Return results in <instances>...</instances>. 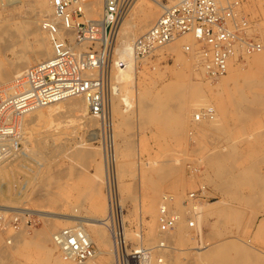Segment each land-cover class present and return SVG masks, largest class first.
Returning <instances> with one entry per match:
<instances>
[{"label": "rangeland", "instance_id": "obj_1", "mask_svg": "<svg viewBox=\"0 0 264 264\" xmlns=\"http://www.w3.org/2000/svg\"><path fill=\"white\" fill-rule=\"evenodd\" d=\"M36 1L24 0L20 9L27 11ZM40 1L48 14H52L49 0ZM159 2L171 6L177 0ZM221 3L223 6L234 4L236 19L247 23L246 35L264 45V0H221ZM148 4L154 18L145 29L134 32L131 39L144 33L161 13L160 7ZM95 6L93 11L96 12L99 6ZM136 8L135 4L127 19L135 21ZM96 17L89 16L86 11V18ZM3 20L0 21V30H5V42L10 44L12 39L6 35V28L14 34L18 26ZM38 32L45 38L46 50L50 54L48 37L40 29ZM14 35L16 37L18 33ZM185 36L176 39L180 43L179 49L171 50L173 44H169L146 61L136 63L140 72L135 81H117V69L112 74L119 89V95L112 101V114L127 239L132 245L151 249L150 264H155L158 257H163L166 264H209L204 257L201 261L193 259L196 248L201 247L211 248L216 264H264V227H259L264 221V189L258 187L264 188V98L258 103L252 102L255 94L263 93L264 85L250 82L246 86L244 83L257 75L249 61L257 52L246 53L238 48L229 60L225 75L210 81L201 72L195 41L184 43L181 40ZM16 38L9 50L0 53V65L1 62L6 63L3 56L10 63H15L24 46L29 51L34 50L31 35ZM187 45L191 47L190 52L184 50ZM260 54L263 63H260L262 69L259 72L264 78V54ZM41 61H34L24 69ZM194 84L202 85L203 95L192 92ZM2 87L5 86L0 84V90ZM3 93V97L7 96ZM120 97L129 100V111L124 112L126 105L119 102ZM232 100L251 103L242 105L238 111L231 105ZM243 106L254 110L253 114L243 113ZM197 108L208 111L210 115L202 121H194L193 114ZM41 110L43 116L25 117L27 130L18 127L14 135L0 140V161L19 157L25 148L32 150L30 158L19 161L22 169L14 170L12 177L9 174L7 180L0 181V209H23L27 212L16 227L1 222L0 264H54L50 256H57L60 259L58 264H70L64 262L58 253L52 241L53 233L73 225L78 218L88 222L104 219L107 213L101 149L92 136L98 128L97 121L91 119L88 125L94 122L93 125L85 130H64L68 117L59 115L57 111L46 112L45 107ZM22 131L27 137L31 133L33 136L37 134L30 138L32 143L26 137L27 141L24 140ZM35 138L44 146L38 153H33ZM17 160L20 158L11 162ZM123 163L128 165L127 171H122ZM219 165L231 167L232 174L242 178L241 183L222 191L218 187ZM160 169L164 174L167 171V175L158 176L156 171ZM138 170H142L147 179L139 181ZM153 185L158 186L156 193L152 192ZM202 188L205 189V198L195 203L194 210L185 208L183 200L186 195ZM164 196L170 198L169 210L179 217L174 230L165 233L160 231L158 224V212ZM96 197L104 202L102 215L92 212L91 203ZM38 212L49 214L42 216ZM63 216L75 220L62 221L60 218H65ZM3 220L8 221L7 214ZM189 221H194L198 245L195 239H190ZM51 223L55 224L54 229L50 228ZM85 228L97 251L95 264H112V254L108 252L111 246L109 249L98 242L92 232L93 227L85 224ZM102 230L110 240L107 230ZM136 233L141 234V243ZM160 242L164 243L163 249L156 248Z\"/></svg>", "mask_w": 264, "mask_h": 264}, {"label": "built area", "instance_id": "obj_2", "mask_svg": "<svg viewBox=\"0 0 264 264\" xmlns=\"http://www.w3.org/2000/svg\"><path fill=\"white\" fill-rule=\"evenodd\" d=\"M133 1L100 0V16L89 19L86 18V0H51L54 19H46L41 25L48 35L51 56L24 69L13 81L14 89L0 100V134H4L6 128L13 127V118L36 107L75 96L85 98L87 112L98 123L92 136L101 149L107 206L101 223L110 237L112 264H145L150 253V248L132 245L125 235V210L119 191L111 108L112 74L124 66L115 54L118 26ZM246 31V21L235 17L234 4L223 6L217 0H177L171 6L162 4L159 17L133 40L131 51L135 62L142 63L154 56L158 48L193 33L201 72L207 80L213 81L225 74L238 48L246 53H264V45L248 37ZM184 50L190 52L191 47L187 45ZM88 72L94 74L88 75ZM204 198L205 189L202 188L187 194L183 204L188 208ZM5 214L7 222L3 220ZM25 214L23 209H0V225L8 223L16 227ZM158 215L161 232L173 229L177 214L170 211L166 203L159 208ZM187 228L190 239H195L198 245L195 226L190 222ZM52 241L70 264H95L97 251L83 226L75 223L65 226L53 233ZM156 248L163 249L164 243L160 242ZM155 264L166 262L158 257Z\"/></svg>", "mask_w": 264, "mask_h": 264}, {"label": "bare ground", "instance_id": "obj_3", "mask_svg": "<svg viewBox=\"0 0 264 264\" xmlns=\"http://www.w3.org/2000/svg\"><path fill=\"white\" fill-rule=\"evenodd\" d=\"M23 1L24 0H0V21H2L4 19L3 21H7L10 24L11 23L17 24L18 27H17V30L14 33V34L18 33V35H16V37H22L23 38L24 35H31L33 37V41H34V45H35V48H34V50L32 49V51H29V50L25 49L24 48L25 46H24L23 47V51L20 52L19 59L15 63H10V61H8L7 58H5L3 56L4 61L6 63H2L1 62L2 66L0 65L1 66L0 67V84H3L5 87H2L0 91L4 92L3 93L4 95H8L11 92V91L10 92H6V90H13L14 89L13 81L17 78L18 75H20V72L22 73V69H24L25 67L29 66L34 61L47 59L50 56L51 51H52V49H51L50 54H48V52L46 50V46H45V38L40 35V33L38 32V29H40L46 35V37H48L46 32L42 29L41 25L44 22V20H46V19H54L53 13L52 14L51 13L48 14L47 9L45 8L46 6L40 0L36 1V4H34L27 11H25V10L23 11V10L20 9L21 4H22ZM49 2H50V5H51V0H49ZM148 2L153 4V5H155V6H157V7H160V9H161L162 3H160L159 0H134L133 1V5L130 8V10L120 20V23H119V26H118V32H117V36H116L115 54H116V59L119 60V61H122L124 66L122 68H118L117 69L118 75L116 76V78H117V81H119V82H124V81L127 82L128 80L130 82L135 81L137 74H139V72H140L138 70V68H137V64H136V62H135V60L133 58V54H132V51H131V45H132V42H133L134 39H131L130 36L133 35L134 32H140L142 29H145L150 24L152 19L154 18V14H153V12H152V10L150 8L151 5L149 6ZM217 3L219 5L222 4L221 0H217ZM135 4L137 5L136 13L134 14L135 15V17H134L135 21H132L131 18L127 19V17L131 13L132 9L135 7ZM94 5H96L95 7L99 6V9H100V5H101L100 0H92V1H90V3H89V0H88L86 2L85 8H86L87 14L89 16H97L96 18H94V19H97L100 16V11H99V13L97 12L99 9L96 12L93 11V6ZM87 7H88V9H87ZM51 9H52V12H53L52 5H51ZM94 10H95V8H94ZM18 23H20V24H18ZM123 26H125V27L122 30ZM6 33H7L6 34L7 36H10L12 41H11L10 44L6 43L5 42V30H0V53L1 54L4 51L9 50L11 48V46H12L11 45L12 42L14 43L15 39H17L15 37V35L13 34L12 30H8L6 28ZM185 35L186 36L181 40L182 42L188 43V44H192L193 40L195 41V35L193 33H188V34H185ZM178 38H176V39H178ZM176 39H174L173 41L165 44L162 47H166V45L173 44V47H170L171 50H175L177 48L179 49L180 48V43L179 42L177 43ZM47 40H49V39L47 38ZM18 42H19V40H18ZM195 45H196V41H195ZM50 47H51V45L49 43V48ZM162 47L158 48L157 51H159V49H161ZM167 48H168V46H167ZM184 49H185V47H184ZM260 53H263V52H257L249 59L251 65L254 66V69H255V72H257L256 73L257 75H256V77L254 76L253 78H255V79H253L251 81H248V82L244 81L246 86L249 85L250 82H258V83H262L264 85V78L262 77V74H260L261 69H262V68H260V63L261 64L263 63V59H262V56H261ZM194 73L198 75L199 72H197V73L194 72ZM87 74L88 75H93L94 72H88ZM224 75H222L220 77H223ZM220 77H218L217 79H219ZM233 79H234L233 83L235 84L236 83L235 77H233ZM115 80L116 79H114V77L112 76V91H113V93H112V97H111V108H112V101L119 95V89H118V87L116 85L117 83H114ZM191 90H192V92L194 94L203 95V93H204V88L200 84L192 85L191 86ZM1 93H0V98L3 97V95ZM78 97H82V96L70 97V98H67V99H64V100H61V101H57V102H54V103H51V104H47V105H44V106H39V107H36V108L30 110L28 113H26V114H24V115H22L20 117L13 118L12 126L14 128L13 127L11 129H9V128L7 129L6 128L4 130V134H0V140L5 138V137H9L10 136L9 135L10 132L11 133L12 132L15 133L18 127H20L21 129L22 128L25 129L26 128L25 126L27 125V123H25V122H27V118H25V117H31L33 115H35V116L42 115L44 113L43 110H41L43 107H45L46 112H53V111L56 112L57 111L59 115H63L64 117L66 116V118L67 117L69 118V121H68V123H66V126H65L64 130L68 129V128L69 129L85 130L86 128H88V126H92L93 125L94 122L91 123V125L90 124L88 125V123L91 121V119H94V118L91 117L90 115H88V113H87V104H86L85 98L82 97L81 99H78ZM261 98H264V91H263V93L261 95L255 94L252 102L253 103H258V101ZM119 102H122L123 104L126 105L125 106L126 109H125L124 112L129 111L131 109V108H129L131 104L129 103V100L126 97H120L119 98ZM230 103H231L232 106H234L236 108V110L238 109V111H239L241 109L240 107L242 105H249L251 102L247 101V102L242 103V102H239V101H236V100H232V102H230ZM242 108L243 109L241 111L243 113H245V114H253V112H254V110L246 108L245 106H243ZM198 110H199V108L195 109V112L193 114L194 121H202L205 116L210 115L209 113L205 114V113H203V111L199 110L200 111L199 112ZM179 113L182 114V111L179 110ZM55 114H57V113H55ZM157 116H159V115H157ZM25 130H27V129H25ZM27 132L29 133V131H27ZM36 135L37 134H35L33 136V134L31 133L27 137V135H25V131H22V136L24 137V140L27 141V139H28L30 143H32L30 141V138L32 139ZM25 137L27 139H25ZM33 141H34L33 153H35V152L38 153L40 151V148L42 147V144L40 143L41 140L39 142V140L37 138H35ZM45 145H48V144H45ZM43 147L41 149H43ZM115 153H116V150H115ZM31 154H32V150H26V148H25L23 153L19 157L16 156L15 158H13V159H11L9 161H5V160L0 161V181L7 180L9 178L8 177L9 174H11V177H12L13 173H14V170L17 171L19 169H22L21 168L22 164H20L19 161L30 158ZM91 157H93V156L91 155ZM16 158H18V159L20 158V160H17L14 163L11 162V161L15 160ZM116 166H117V160H116ZM224 166H222V165L218 166V179H219L218 180V187L221 188L222 191L223 190H228L232 186H234L236 184H240L241 181H242L241 177L234 176L232 174V168L231 167H224ZM121 168H122V171H127L128 165L123 163L121 165ZM98 171H99V167H98ZM156 172L158 173V176H160V177H164V176L167 175V171H165L166 172L165 173L166 175H165L163 169H160L159 171H156ZM47 174L49 175V173H47ZM117 174H118V171H117ZM78 175H80V174H78ZM56 176H57V173H56ZM53 177H55V176H53ZM137 177H138V180L141 181V182L143 180L147 179L143 175V171L142 170H138ZM95 181H96V179H95ZM97 181H98V179H97ZM257 184H259V183L257 182ZM258 187H261V189H264L260 185ZM95 189H96V187H95ZM221 189H220V191H221ZM157 190H158V186L153 185L152 186V192L156 193ZM94 192H96V191H94ZM162 201L163 202H162L161 206L164 203H166L167 206L169 207L170 198H167V196H164ZM220 201H221V199H220ZM198 202H200V201L191 203L190 207H188V209L193 208L195 206V203H198ZM219 203H221V202H219ZM184 207L187 208L186 206H184ZM91 209H92V212L95 215L104 214V211H105L104 202H102L101 199L99 200V197L93 198L92 203H91ZM194 209L195 208H193L192 210H194ZM30 211H32V210H30ZM30 211H28V212L31 213ZM34 212L36 213V211H34ZM38 214H41L42 216H46L49 213L38 212ZM63 217H65V216H63ZM60 219H62V221H69V220H71V221L73 220L74 221L75 220V219H71V218H68V217L67 218L66 217L65 218H60ZM124 219H125V215H124ZM178 219H179V217L177 215L176 223H177ZM86 220H83L82 218H78V219H76V221H74V223L83 226L86 234H87V231H86V228H85V224L88 227H93L94 231H92V232H93L95 238L98 240V242L102 246L109 248V245L111 246V244H110L111 241L108 240V237L104 233V230H102V228H105L102 225V223H101V220H103V219H93V220H88V222ZM189 223H190V221L187 223V226H188ZM191 223L194 225V221L191 222ZM259 227H261V228L264 227V221H262L260 223ZM50 228L54 229L55 228V224L51 223L50 224ZM126 231H127V228H126ZM164 233H161V234L163 235ZM169 234H170V232H169ZM125 235H126V238H127L128 235L126 233H125ZM186 237H187V235H186ZM136 238L137 239L139 238V242L140 243L143 241V238H142L140 233L139 234L136 233ZM45 239L47 240L48 238H45ZM109 239H110V237H109ZM109 241H110V243H109ZM7 243H10V241H8ZM108 252L111 253V250H108ZM58 253L62 256V254L60 252H58ZM150 257H151V249H150V253L146 257L145 264H150ZM194 257L195 258H193V259H195L196 261L197 260L201 261L202 257H204V260L206 261V259H207L209 264H216V258L213 256V251L211 250V248H205V247L196 248ZM235 257H236L237 260L240 259V257L238 255H236ZM249 257H251L250 259H252L253 261H256V258H254L253 256L249 255ZM50 258H52V260L54 261V264L60 263V259L57 256H55V257L54 256H50ZM191 261H192V259H191ZM64 262H65V260H64Z\"/></svg>", "mask_w": 264, "mask_h": 264}]
</instances>
